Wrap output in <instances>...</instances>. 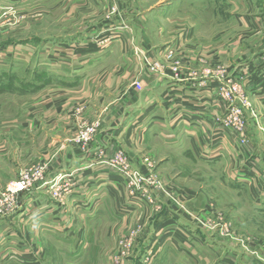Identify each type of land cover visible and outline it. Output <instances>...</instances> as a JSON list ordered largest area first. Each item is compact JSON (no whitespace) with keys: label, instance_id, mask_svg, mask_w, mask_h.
Here are the masks:
<instances>
[{"label":"rangeland","instance_id":"rangeland-1","mask_svg":"<svg viewBox=\"0 0 264 264\" xmlns=\"http://www.w3.org/2000/svg\"><path fill=\"white\" fill-rule=\"evenodd\" d=\"M50 3L58 1L0 0V200H7L15 207L13 212L0 214V217L7 219L21 210L15 229L21 230L22 235H25L26 202L41 186L49 182L52 202L60 199L67 202L72 194L76 195L75 190L90 184L87 181L91 178L47 176L50 167H54L53 162H49V151L57 147L50 145V141L61 136L69 139L80 151L91 146H83L80 142L81 133L88 127L77 130V134L69 133L64 128V121L58 122V105L60 99L65 98L64 91L75 92V88L83 89L90 84L91 67L94 69L95 86L101 84V69L106 67L96 62L92 66L78 65L75 58L84 53L75 48L45 47L55 45L60 39L68 41L78 29L74 26L75 18L58 23L61 17H65L58 8L45 16V5ZM76 20L84 26L90 25V17L85 15L82 19L78 14ZM126 25L130 29L146 26L147 35L152 40L163 35L159 51L168 62L150 64L147 67L150 72L155 64H159L157 72H163L167 65L180 74L186 64H192L193 56L197 57L196 62L203 56L201 44L211 42L210 46L215 47L208 50L211 56L221 52L219 55L226 66L216 62L206 68H210L213 81L221 91L219 97L227 105L228 115L234 108L243 109L244 133L247 136V110L251 108V102L245 90L253 86L251 80L256 71L252 65L256 63V69L264 71V0H94V27H110L105 39L116 40ZM127 55L129 53H123L121 43H114L109 50L96 51L94 59L115 61ZM129 56H140V48L131 49ZM198 63L202 68V62ZM237 70L242 71L240 81L233 79ZM196 78L197 85L203 83ZM74 106L71 107L73 115ZM62 117H66L64 113ZM68 123L72 124V120ZM54 124L57 128L50 129ZM260 131L264 138V128ZM238 140L241 144L240 138ZM119 152L122 151L116 153ZM186 155L184 153L179 160V171L183 175L178 178L139 175L146 179L143 184L147 188L152 187L149 182H153L162 186L160 190L168 192L166 188L176 185L183 189L173 193L178 201L189 197L188 201L183 200L188 202V207L191 205L189 210L195 214L194 264H264V203H254L251 192L230 181L225 171L229 170L228 165L196 164ZM262 160L264 162L263 157ZM122 174L113 179L124 183L128 191L132 177ZM21 181L29 184V188L8 197L6 188ZM190 185L194 193L187 196L184 188ZM131 189H134V194L128 191L129 196L138 200L137 188ZM155 191L152 189L153 197L158 200ZM170 193L167 194L169 198ZM89 228H94V242L86 245L83 240L82 244L86 245V250L94 245V264H139V260L142 264H187L186 256L177 255L171 243L170 246L166 244L158 259L141 258L140 248H134L127 237L120 238L115 234L107 238L106 225L94 223ZM11 229H6V226L0 229V264H32L36 258L39 259L37 242H30L19 233L14 239H7L6 234L11 233ZM69 235L65 244L68 254L52 259L58 261L57 264H90L92 259L86 254L76 255L80 240ZM34 246L37 253L32 259ZM39 262L42 263L40 259Z\"/></svg>","mask_w":264,"mask_h":264},{"label":"crops","instance_id":"crops-1","mask_svg":"<svg viewBox=\"0 0 264 264\" xmlns=\"http://www.w3.org/2000/svg\"><path fill=\"white\" fill-rule=\"evenodd\" d=\"M57 1L45 5L47 12L44 11V15L49 16L58 8L65 13L58 23L75 18L74 26L78 29L68 41L60 39L55 45L45 47L75 48L84 53L76 56L78 65L92 66L96 62L106 67L101 69V84L95 86L94 69L91 67L90 84L86 88L63 92L65 98L59 101L58 122L64 121V128L69 133L77 134V130L85 127H94L96 133L91 146L82 148L83 151L73 146L69 139L53 137L50 145L57 147L50 149L49 162H53L54 167L49 166L47 176L91 178L87 181L90 184L75 190L76 195L72 194L70 201L60 199L52 202L51 187L49 182L46 183L26 202L25 235L15 229L21 210L7 219L0 217V229L4 226L12 228L11 233L6 234L7 239L12 240L19 233L30 242H37L34 244L39 246L42 261L37 264H57L56 258L68 254L65 244L69 233L80 240L76 255L86 254L92 259L90 264H94V245L84 249L88 242H94V228H89L94 223L107 226V238L115 234L120 238L127 237L134 248H140L141 258L158 259L166 244L170 246L171 243L177 255H185L187 264L189 261L194 264L195 214L189 210L191 203L187 206L189 197L178 201L173 194L183 189L176 185L166 188L171 191L170 198L165 190L155 191L158 203L149 204L141 196L138 200L129 196L124 183L113 178L123 175L122 171L128 166L147 178H178L183 175L179 171V160L187 153L189 160L196 164L228 165L229 170L225 171L230 181L251 192L254 203H264V138L260 131L264 128V71L256 69V63L252 65L256 71L251 80L253 86L245 90L251 102V108L247 110L248 142L242 146L238 134L223 126L229 110L220 99L221 91L206 66L216 62L226 64L219 55L221 52L211 56L208 50L215 48L210 46L211 42H203L200 46L204 49L198 61L202 62V68L196 62L197 57L193 56L192 64H186L180 74H175L167 65L163 72H150L147 68L150 64L168 62L159 51L163 35L152 40L147 35L146 26L130 29L126 25L116 40L105 39L110 27H94V0ZM78 14L82 19L84 15L90 17V25L84 26L76 20ZM114 43H121L123 53L127 51L129 55L131 49L138 47L140 56L133 58L127 55L115 61L94 59L96 51L109 50ZM117 64L123 66L114 67ZM233 75L235 81H240L242 71L237 70ZM196 77L203 83L197 85ZM135 82L142 85L141 91L135 88ZM69 120L72 124L68 123ZM56 125L50 129L55 130ZM58 126L62 129L60 124ZM117 151L124 154L125 164L112 166L111 161ZM190 187L184 188L187 196L194 193L193 186ZM83 240L87 242L85 246ZM34 250L37 251L35 246ZM139 264H142L140 260Z\"/></svg>","mask_w":264,"mask_h":264},{"label":"built area","instance_id":"built-area-1","mask_svg":"<svg viewBox=\"0 0 264 264\" xmlns=\"http://www.w3.org/2000/svg\"><path fill=\"white\" fill-rule=\"evenodd\" d=\"M158 70H159V64H155V66L152 67V69H151V71H158ZM173 72L176 73V69L173 70ZM136 87L139 91H141L143 88L140 83H137ZM224 96H225V94H224ZM227 117L228 118H225L223 120V126L225 128L231 129L232 131H234V133L238 134L240 136L239 138H240L241 144L246 143L247 139H246V136L244 133V118L245 117L243 114V109L242 108H234V109H232L231 113ZM93 135H94V127L86 128V130L84 132H82L80 135L81 145L82 144H83V146L90 145L92 140H93L92 139ZM125 160L126 159H125L124 154L119 152L114 156V159L111 161V165L112 166L123 165V164H125ZM122 173H124V175L132 177V181L130 183V189L128 188L129 193L134 194V189H131V187H135V188H137L136 190L138 191V195L141 196L144 201H146L149 204H154L155 201L157 202V200L153 197L152 189H155L158 191V190L162 189L161 185H154L153 182H149L153 188L152 187L147 188L143 184V181H145L146 179L145 178L143 179V177L141 178V176L135 170H133L132 167H129V166L127 167V169L125 171H122ZM29 186L30 185L27 184L26 182L21 181L18 183L10 184L6 188L5 192H6V195H8V197H11L12 195L17 194L20 191L28 189ZM261 197H262V195H261ZM14 208L15 207L13 206V203H10L9 201L3 200V199L0 200V214L3 215V214L13 212ZM35 253H37L36 250H33L32 251V259L35 258ZM39 259H37V258L35 259L36 264L39 263Z\"/></svg>","mask_w":264,"mask_h":264}]
</instances>
